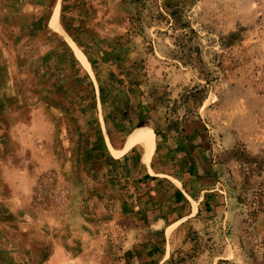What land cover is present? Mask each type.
Segmentation results:
<instances>
[{
	"label": "rangeland",
	"instance_id": "obj_1",
	"mask_svg": "<svg viewBox=\"0 0 264 264\" xmlns=\"http://www.w3.org/2000/svg\"><path fill=\"white\" fill-rule=\"evenodd\" d=\"M18 1L0 0V264L118 263L111 204L91 202L109 144L195 118L238 139L228 218L173 261L264 264V0H59L60 27L55 0Z\"/></svg>",
	"mask_w": 264,
	"mask_h": 264
},
{
	"label": "crops",
	"instance_id": "obj_2",
	"mask_svg": "<svg viewBox=\"0 0 264 264\" xmlns=\"http://www.w3.org/2000/svg\"><path fill=\"white\" fill-rule=\"evenodd\" d=\"M18 2L20 8L24 2L36 3ZM55 2L50 19L55 6H60L59 0ZM50 19L46 26L59 36L49 27ZM59 40L61 46L70 47L62 36ZM52 55L58 54L51 50ZM140 115L144 120V111ZM193 120L183 128H166L164 123L135 127L121 137L118 146L110 141L109 150L118 168L110 175V182L107 176L101 180V193L98 190L91 202L103 210L111 204L112 209L106 211L109 226L115 237H122L118 252L122 258L116 264H166L173 251L188 242L196 225L227 220L226 213H217L228 202L220 186L222 177L233 168L232 151L238 139L231 138L235 135L228 130L223 136H214L206 123L199 118ZM142 131L150 136L130 140L135 132ZM109 185L110 194L106 191Z\"/></svg>",
	"mask_w": 264,
	"mask_h": 264
},
{
	"label": "bare ground",
	"instance_id": "obj_3",
	"mask_svg": "<svg viewBox=\"0 0 264 264\" xmlns=\"http://www.w3.org/2000/svg\"><path fill=\"white\" fill-rule=\"evenodd\" d=\"M56 7V6H55ZM56 10L53 12V17L51 19V26L52 27H57L58 24H57V21H56ZM77 54L79 55L80 59H82L80 53L77 52ZM85 64V63H84ZM85 66L87 67V65L85 64ZM88 68V67H87ZM89 70V68H88ZM138 136H150L149 133L147 131H142V132H135L131 137H130V140H136ZM139 141V140H138ZM149 154L151 153V150H152V145L150 144L149 146Z\"/></svg>",
	"mask_w": 264,
	"mask_h": 264
},
{
	"label": "trees",
	"instance_id": "obj_4",
	"mask_svg": "<svg viewBox=\"0 0 264 264\" xmlns=\"http://www.w3.org/2000/svg\"><path fill=\"white\" fill-rule=\"evenodd\" d=\"M181 263H182V261H180V260L174 262L172 256H171L170 259L166 262V264H181Z\"/></svg>",
	"mask_w": 264,
	"mask_h": 264
}]
</instances>
